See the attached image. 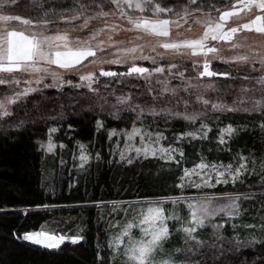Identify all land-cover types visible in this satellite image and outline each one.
<instances>
[{
	"label": "snow or ice",
	"instance_id": "snow-or-ice-1",
	"mask_svg": "<svg viewBox=\"0 0 264 264\" xmlns=\"http://www.w3.org/2000/svg\"><path fill=\"white\" fill-rule=\"evenodd\" d=\"M217 2L231 7L218 9ZM17 7L19 0H0V86H5L0 95V128L9 136L14 134L8 131L9 128L18 134L26 122H15L13 113L26 108V102L47 90L57 91L61 96L68 89L74 90L72 114H77V109L85 111V105L87 111H95L98 100L108 103L99 90L102 78L119 84H123L122 78L125 77L142 78L148 83L150 93L156 91L152 85L153 78L159 85V91L152 95L150 103H134L131 95L121 94L115 96L116 104L112 106L116 111L106 110L101 104L92 125L94 136L88 143L76 139L81 130L74 127L76 122L65 118L64 109L58 115H44L42 108L36 106L35 114L39 119L53 125L47 128L46 142L42 139L35 141L38 151L54 154L57 147L68 150L67 144L54 143V136L60 131L68 137L69 143L75 141L74 149L68 150L71 151L76 173L73 179L90 175L93 162L97 170L105 163L127 166L131 170L137 163L143 169V162L153 158L155 172L149 170L142 178L171 180L172 188L180 192L174 196L134 200H85L72 205V208L82 211L96 208L98 221L103 220L107 224V243L97 241L93 264H207L206 249L213 253V264H220L217 253L220 258H231V254L240 257L245 252L252 253V264H264V146L255 151L249 149L246 154V146L239 145L240 138L250 130L258 129L264 135V52L249 48L250 54L222 58L225 64H251L252 71L244 74L243 79L254 81V86H242L241 92H258L259 98L253 96L248 103L238 99L228 105L219 98L214 101L208 95L217 90V78H241L240 75L233 77L227 70L214 68L209 59V54L219 52L214 42H232V48H243L245 45L233 42L238 31L264 34V0H235V3L233 0H71L70 3L69 0H31V10L37 13L34 18L5 14ZM105 8L110 10L105 11ZM205 8L216 11L217 18H208L199 38L178 42L158 40L157 45L150 49V53L155 55H144L142 45L116 49L117 53L129 56L132 61H150L151 66L132 63L123 72L101 68L98 73L80 74L78 79L64 75V72H76L88 58H93L95 62L99 56L106 54L103 48L105 41L94 42L102 30L89 27L92 20L118 14L132 29L156 38H167L170 26H179L181 19L199 14ZM242 13L249 14L248 22L226 27L229 20L234 21ZM12 21H19L28 27L25 30L11 29L9 22ZM79 21L83 23L79 24ZM60 22L78 24L90 35L82 40L78 33L73 45V38L67 32H51L52 27L59 28ZM108 40L111 42V36ZM156 47L174 53L190 49L193 56H203V61L192 60L191 67L184 64V71H181V66L174 59L166 65L159 64L157 57L163 59L165 53L157 52ZM137 52L141 54L135 55ZM100 63L121 65L126 61L118 57L100 60ZM161 76L164 78L160 79ZM171 79L181 83L173 87ZM193 97L199 108L193 106L189 111ZM181 104L183 111L178 110ZM105 111L113 120L124 121L125 128L119 131L118 125L109 128ZM119 112L125 113V116L118 115ZM240 112L257 119H246L243 123H233L230 119L225 124L218 115ZM208 116H211L210 120ZM146 117H152V120L149 122ZM176 120L187 122L186 129L176 131L174 125L169 124V121ZM129 121L130 129L127 127ZM65 123L67 129L63 127ZM197 124L198 127L195 126ZM24 130L27 131L26 128ZM105 134L107 140L115 137L117 144L123 138V148L108 145L106 153L102 140ZM137 138L138 143L135 142ZM117 154L118 159L111 158ZM223 157H227V163L223 162ZM59 167L61 174L68 170L64 155L60 156ZM68 171L71 175L72 170ZM54 176V171L47 173L42 170L40 187L45 200L57 196L54 183H49ZM248 177L256 179L255 184L247 185L248 191L224 192L220 196L205 191L216 189L219 185L242 187ZM72 187L70 182L69 188ZM253 188L257 190L252 191ZM188 189H196L198 194L186 195ZM245 201L258 206L256 211L242 207ZM64 207L68 206L37 200L32 205L19 208L5 206L0 208V214L6 215L11 211L27 215L33 211L49 212ZM246 216L252 217L251 222L245 219ZM209 228L213 239L205 240L202 234L207 233ZM134 229H138V234ZM84 231L82 225H77L75 234L53 235L46 230L20 234L14 230L12 236L16 240L58 251L65 241L78 245L85 239ZM226 232L230 234L225 236ZM225 243L231 247H217ZM233 264H236L235 260ZM240 264H249V257L245 255Z\"/></svg>",
	"mask_w": 264,
	"mask_h": 264
},
{
	"label": "trees",
	"instance_id": "trees-1",
	"mask_svg": "<svg viewBox=\"0 0 264 264\" xmlns=\"http://www.w3.org/2000/svg\"><path fill=\"white\" fill-rule=\"evenodd\" d=\"M70 2L71 0H69V3ZM15 10H20L27 16H35V14H37L31 10V5L27 3H19V7L13 11ZM40 15H42V13ZM111 19L116 22H122L116 17ZM95 20L94 23H96L95 25L97 27L104 21L103 18ZM59 26H64V23L60 22ZM165 62L162 61V65H165ZM110 66H112L109 67L110 69L104 67L105 70L123 72L126 71L127 68L125 64H112ZM65 76L75 75L66 74ZM122 79L123 84H119L108 81V78H102L99 84V90L102 97L106 98L108 103L105 104L103 100H98L95 111L93 112L87 111V105H85V111L81 112L77 109V114H72V105L74 103V90L72 89L66 90L63 96L57 91L47 90L43 95H37L31 101L26 102V108L13 113L16 118L15 122L18 123L20 120L26 121L24 127L19 129L18 134H16L15 130L9 128L8 131L14 133L12 136H9L3 128H0V208H4L5 206L9 209L19 208L32 205L37 200L68 206L57 208L49 212L33 211L27 215L11 211L6 215L0 214V264H93L97 241L99 240L105 243V245L107 243V224L103 220L98 221V212L96 208H88L82 211L80 208H72V205L85 200L103 199L105 201H112L116 199L153 197L177 193V189L171 186V180L165 181L157 178H142L149 170L155 172L156 162L152 160L144 161L145 167L143 169L140 163H137L135 169L131 170L128 169L127 166H109L107 163L97 170L95 162H93L90 175H84L78 179H73V177H76V173L72 165L71 151L68 150L74 149L75 141L69 143L68 137L64 135L63 131L55 134L54 143L59 145L63 142L67 144L68 150H61L57 147L54 149V154H45L43 151H38V145L35 144V141L37 139H42L46 142L47 128L53 125L51 122L45 124L44 120L39 119L38 115L35 114L37 105L42 108L44 115H58L61 109H64L65 118L76 122L74 127L81 130L76 139L88 143L93 139L94 133L92 132V125L94 124V117L100 112L101 104H103L106 110L116 111V108L112 107L116 104L115 96L131 94L134 103L140 102L143 104L146 101L150 103L152 95L159 91V85L154 86L152 84L156 91L149 95L147 94L149 86L145 81H139L134 77H125ZM218 81V85L222 90L226 91L229 89L231 91L232 88L234 90L236 87V85L232 83L233 81L229 79ZM139 94H142V96H139ZM193 98L192 102L195 104ZM195 107L199 108V105H195ZM183 108L181 104L178 110L183 111ZM118 115L125 116V113L119 112ZM218 115H220V118L225 124L230 122V119L233 123H243L246 119H257L243 112L218 113ZM29 116H31V119H29ZM104 116L109 128L117 127V125V131L125 128L126 125L124 121L113 120L112 117L107 116V111H105ZM146 119L150 122L152 117H146ZM207 119L210 120L211 116H208ZM33 120L35 123H33ZM57 123H61V121H57ZM169 124L174 125L176 131L185 130L187 127V122L183 120L169 121ZM195 126L198 127L199 125L197 124ZM63 127L67 129L68 125L65 123ZM127 127H131L130 121L127 123ZM25 128L27 131L24 130ZM168 134L170 135L171 133ZM102 140L104 145L103 150L107 153V146H113L115 137L112 140H107L105 134ZM239 145L246 146V154L249 149L254 151L259 150L264 146V135H261L258 129L255 131L250 130L246 135L240 138ZM61 155H64L67 161V169L72 170L71 175L68 170H65L63 174H61L59 167ZM111 158L117 159V156ZM223 162L227 163V157H223ZM188 166H191V164H188ZM42 170L47 173L53 171L55 173L54 180H49V183H54L57 196L49 197L48 200H45L44 192L40 187ZM134 173H141V175L137 176ZM70 182L73 183L71 189L69 188ZM250 183L255 184L256 179L248 177L245 181V186L234 187L232 185H227L219 190L234 189L248 191L247 185ZM256 190L255 188L252 189V191ZM242 207L252 212H255L258 208V206L254 207L247 201L242 203ZM69 217L75 219L70 220ZM117 219H120V217H117ZM245 219L251 222L252 217L246 216ZM77 225H82L84 227L85 231L83 235L85 239L78 245H72L69 241H65L58 251L42 249L22 240H16L12 236L14 230L20 234L40 230L58 234H75ZM229 234L230 233L226 232L225 236ZM202 235L205 240L213 239L211 232ZM217 247L220 246L218 245ZM230 247L231 245H228V248ZM209 254L210 257H213L211 251ZM218 255L217 253V257ZM245 255L249 257V264H252L251 252H245L240 257L231 254V258L219 259L222 264H233L234 260L236 264H240Z\"/></svg>",
	"mask_w": 264,
	"mask_h": 264
},
{
	"label": "rangeland",
	"instance_id": "rangeland-1",
	"mask_svg": "<svg viewBox=\"0 0 264 264\" xmlns=\"http://www.w3.org/2000/svg\"><path fill=\"white\" fill-rule=\"evenodd\" d=\"M211 2V0H210ZM19 3H27L31 5V0H19ZM233 3H235V0H233ZM225 7L230 8L231 5H226V4H221L219 2L216 3V8L218 9H223ZM108 9V10H105ZM105 11H109V8H105ZM5 14H11V15H20L22 18H34L37 14H35V16H27L24 13H22V11H11L9 13H5ZM110 16V17H109ZM106 18H103L104 21H102V24H99L98 27L95 25L96 23H94L96 20L90 21L89 27H91L94 30H102L98 32V35L96 36V41L94 42H98L100 40L105 41V44L103 45L104 51L106 54L99 56V59H97L95 62H93V58H88V60L86 62H84V66L83 67H78L77 71L74 73H70V72H64V75L66 74H71V75H75V76H69V77H75L78 79V76L80 74H86L88 72H96L98 73L99 70L101 68L105 69L104 67H107L106 69H110L109 67H112L110 65L112 64H107V63H100V60H113L116 58H120L126 61L125 65L130 66L132 63H137L140 66H151V62L150 61H142V60H137V61H132L131 58L129 56H124L121 55L119 53L116 52L117 48H123V47H132L135 45H142L143 46V54L144 55H148V54H152L155 55V53H150V49L153 46H156L158 43V40H167L168 42H173V41H182L185 39H196L199 38L204 31V27L205 24L208 21L209 17H212L213 19L217 18V12L216 11H211L208 8H205L202 12H200L199 14L194 13L191 16L188 17H184L183 19H181L179 21V26H175L172 25L170 26L169 29V37L167 38H156L153 36H150L146 33L137 31L135 29H132L131 26L127 23L126 20L119 18V15L117 14L116 16H112L109 15ZM119 18L120 21L122 22H116L111 18ZM250 16L248 13H242L240 17L236 18L234 21L233 20H229L228 23L226 24L227 26H237L238 24L241 23H246L248 22ZM173 19H175V17H173ZM83 21H79V24H82ZM121 23V24H119ZM9 27L11 29L14 30H25L28 26L23 25L21 22L19 21H12L9 22ZM57 27H52L51 32L54 34L56 31H58V29H61L59 31L62 32H67L69 34V36L72 39V44L75 45L76 41L74 39V37L79 33L81 39H87L88 36L90 35L87 31L80 29L79 25H73V24H65L64 26H59L58 29H56ZM113 28H115L116 30H113ZM111 36V42L108 40V37ZM233 42L236 43H240L245 45V47L243 48H232L231 47V43L232 42H214L215 46L219 49L218 54L214 55V54H209V59L212 60L213 62V66L215 69L219 70V71H229L232 73L233 77H236L237 75H240L241 78L239 79H229L230 81H233L232 83L234 85H236V87L231 89V91L228 90H222L220 88V86L218 85V80H228L227 78L224 77H219L217 78V84H216V88L217 90L215 92H211L209 93V97L212 100H217L218 98L221 99L224 103L228 104V105H232L233 101H236L238 99H244L245 103L250 102V98H252L253 96H255L256 98H259V93H253L251 91L249 92H241V88L243 87H247V88H252L254 86V81H246L243 79V75L247 74L248 72L252 71V66L251 64L245 65L243 63L237 64L236 62H230L228 64H225L223 62V59H227L230 57H233L237 54H250L249 53V48L254 49L257 52H264V34H258L255 33L254 31H248V30H242V31H238L234 37H233ZM156 51L160 52V53H165L164 57L162 60H160L159 57H157V61L159 64H162V61L165 62V65L168 63V61L170 59H174L175 62L180 65V70L184 71V64H187L188 67H191L190 62L192 60H198L199 62L202 63L203 61V56H193L191 53L190 49H181L179 53H174L171 50H164L162 48L156 47ZM141 53L137 52L135 55L139 56ZM223 58V59H222ZM146 63V64H145ZM124 65V64H123ZM258 67V65H257ZM53 68H55V66H53ZM126 68V67H125ZM237 68H239V73L237 72ZM236 69V70H234ZM63 71V70H61ZM191 75H195V73H190ZM136 78V77H134ZM164 76H161L160 79H163ZM137 79V78H136ZM139 81H145L144 79L140 78L138 79ZM146 82V81H145ZM171 85L173 87H175L176 85H179L181 82L179 80L176 79H171ZM147 83V82H146ZM152 84L154 86H156V78L152 79ZM20 87H23V85H21ZM258 87V86H257ZM5 89V86H0V95L3 94V90ZM147 94H153V92H149L147 91ZM129 95V94H127ZM131 95V94H130ZM181 95H186L184 93H181ZM139 96H142V94H139ZM133 98V96H132ZM193 100H195V98H193ZM140 103V102H138ZM195 106L194 102H190V106H189V111L192 110V107ZM183 107V105H182ZM184 110V108H183ZM2 122V121H0ZM131 128V127H130ZM129 128V129H130ZM119 131V130H118ZM136 143H138V138L135 141ZM162 144H164L165 146L166 143L165 142H161ZM113 147H119V148H123V138L120 139V143L117 144V140L115 138L114 143H113ZM117 159L119 158L118 154L116 155ZM149 160H153V158H149ZM163 163V162H161ZM190 167V166H189ZM227 185H219L217 186L216 189H205L206 192L208 193H215L217 196H220L222 193L224 192H244V191H240V190H224V191H220L219 189L222 187H226ZM180 194L179 190L177 189V193L176 194H168V195H162V196H174V195H178ZM186 195H197V190L196 189H188L185 191ZM153 197H160V196H153ZM143 198V197H142ZM148 198H152V196H149ZM132 200L137 199V198H131ZM116 200H129V199H116ZM214 222H218V220H214ZM134 232H136L138 234V229H134ZM208 232H212L211 228L208 229ZM53 235H60L58 233H51ZM25 242V241H24ZM29 243V242H27ZM31 244V243H29ZM33 245V244H32ZM37 246L39 248H42L38 245H34ZM220 247H224V248H228V244L225 243L223 245H219ZM44 249V248H42ZM207 252V264H213V257H210V250L206 249L205 250ZM218 259L220 258L219 255L217 257ZM220 260V259H219ZM221 261V260H220ZM221 263V262H220ZM222 264V263H221Z\"/></svg>",
	"mask_w": 264,
	"mask_h": 264
}]
</instances>
